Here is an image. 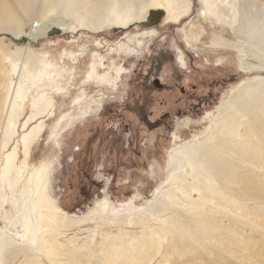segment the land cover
Instances as JSON below:
<instances>
[{
	"label": "rangeland",
	"instance_id": "rangeland-1",
	"mask_svg": "<svg viewBox=\"0 0 264 264\" xmlns=\"http://www.w3.org/2000/svg\"><path fill=\"white\" fill-rule=\"evenodd\" d=\"M157 1L122 3L143 14L125 28L0 32V264H264V193L197 189L182 156L264 102V0H186L175 23ZM47 3L41 25L67 20ZM245 159L263 187L264 158Z\"/></svg>",
	"mask_w": 264,
	"mask_h": 264
},
{
	"label": "bare ground",
	"instance_id": "bare-ground-1",
	"mask_svg": "<svg viewBox=\"0 0 264 264\" xmlns=\"http://www.w3.org/2000/svg\"><path fill=\"white\" fill-rule=\"evenodd\" d=\"M36 1L0 0V32L10 33L13 37L27 35L29 41H35L37 38L48 37V31L55 27L60 30V33L71 31L77 26L96 32L106 27L125 28L132 19L142 20L143 18L140 9L137 15L126 12L127 8L124 6L126 0H123L124 2L121 0H47V4L56 6L59 13L62 12L67 16V20L59 16L53 19L49 18L47 22L41 25V22L36 20L37 11L34 12L33 16L31 15ZM138 1L140 8H144L145 0ZM203 1L207 3L210 0ZM122 3L124 5H121ZM153 5L164 7L167 21L173 23L185 17L189 12V5L186 0H158ZM120 10L125 15L116 14ZM197 15H203V10H199ZM28 16H32V19L27 20L29 32L25 33L23 21ZM117 16L120 17L117 18ZM73 18L77 19L78 25L74 23ZM72 24H74L73 28L71 27ZM25 49L24 52L27 53L29 49ZM181 53V51H177L175 59L177 64L183 66L184 57ZM251 89L253 88H247L246 92L249 93L252 91ZM240 113L249 119L241 133L238 131L243 125ZM263 114L264 102L259 101L255 104L253 99L249 98L247 101L241 102L239 111H230L220 120L218 119V122L216 121L217 123L215 126L213 125L208 139L202 142L201 145L203 146L186 147L187 149L182 154L183 158L191 159V162L197 163L193 178V184L197 189L201 190V187L208 182L217 181L223 187H227V185L236 187L241 196L247 194L246 196L257 197L264 193V185L261 187L252 172L240 171V166L245 163L244 160H246L247 155H249V160L253 162H259L261 158H264ZM188 123V119L181 121V125L186 126ZM256 135L259 137L258 142ZM191 188L194 189V186L192 185Z\"/></svg>",
	"mask_w": 264,
	"mask_h": 264
},
{
	"label": "flooded vegetation",
	"instance_id": "flooded-vegetation-1",
	"mask_svg": "<svg viewBox=\"0 0 264 264\" xmlns=\"http://www.w3.org/2000/svg\"><path fill=\"white\" fill-rule=\"evenodd\" d=\"M176 60V59H175ZM163 61H165V60H162V59H160V62H163ZM164 65V64H163ZM165 65H166V62H165ZM160 73H161V70H160V72H159V70H158V75H160ZM167 74V73H166ZM166 74H164V76H162L163 78H165L166 79ZM160 78V77H159ZM154 84L155 85H159L160 84V82H159V79H154ZM194 104V106L192 105V109H194V110H196V104H198V100L196 99V101L193 103ZM160 120L161 119H159V118H156V119H154L153 121H148L147 123H148V126L151 128V127H153L154 125H156V124H158V123H160ZM147 126V127H148Z\"/></svg>",
	"mask_w": 264,
	"mask_h": 264
},
{
	"label": "water",
	"instance_id": "water-1",
	"mask_svg": "<svg viewBox=\"0 0 264 264\" xmlns=\"http://www.w3.org/2000/svg\"><path fill=\"white\" fill-rule=\"evenodd\" d=\"M59 33H60V30L59 29H57V28H51L48 31L47 35L49 37V36L56 35V34H59Z\"/></svg>",
	"mask_w": 264,
	"mask_h": 264
}]
</instances>
